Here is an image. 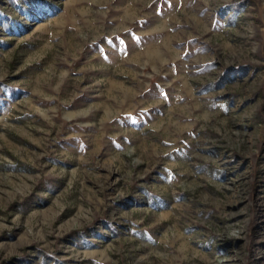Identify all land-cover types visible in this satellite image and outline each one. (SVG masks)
Returning <instances> with one entry per match:
<instances>
[{
    "label": "rangeland",
    "instance_id": "rangeland-1",
    "mask_svg": "<svg viewBox=\"0 0 264 264\" xmlns=\"http://www.w3.org/2000/svg\"><path fill=\"white\" fill-rule=\"evenodd\" d=\"M0 264H264V0H0Z\"/></svg>",
    "mask_w": 264,
    "mask_h": 264
}]
</instances>
